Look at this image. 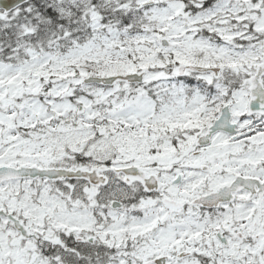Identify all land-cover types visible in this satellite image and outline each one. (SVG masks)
Listing matches in <instances>:
<instances>
[{
  "label": "snow or ice",
  "instance_id": "snow-or-ice-1",
  "mask_svg": "<svg viewBox=\"0 0 264 264\" xmlns=\"http://www.w3.org/2000/svg\"><path fill=\"white\" fill-rule=\"evenodd\" d=\"M0 264H264V0H0Z\"/></svg>",
  "mask_w": 264,
  "mask_h": 264
}]
</instances>
